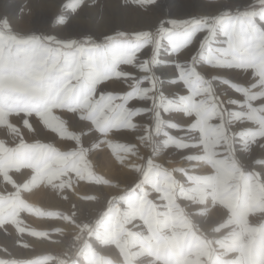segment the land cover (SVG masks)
<instances>
[{"label":"rangeland","instance_id":"1","mask_svg":"<svg viewBox=\"0 0 264 264\" xmlns=\"http://www.w3.org/2000/svg\"><path fill=\"white\" fill-rule=\"evenodd\" d=\"M5 1L0 264H264V1Z\"/></svg>","mask_w":264,"mask_h":264},{"label":"bare ground","instance_id":"2","mask_svg":"<svg viewBox=\"0 0 264 264\" xmlns=\"http://www.w3.org/2000/svg\"><path fill=\"white\" fill-rule=\"evenodd\" d=\"M264 1V0H263ZM0 2H7V1H5V0H0ZM21 7V4H14V6L12 7V10H11V16H13L15 13H17V12H19L18 11V9ZM180 8H176L173 12H171V13H167V12H164V11H162L163 13H161L159 16H155V17H153L151 20H149V21H147V22H144V23H141L142 25H143V29H150V28H152L156 23H158V22H160V19L163 17V18H165L166 20H171V21H175V20H180V19H182V18H184V17H187V16H192V15H199V14H202V13H208L209 12V9H201V8H196V7H194V6H186V5H181V6H179ZM212 14V13H211ZM138 17H136L135 19H134V16L131 18V20H135V21H141V19H140V15H137ZM215 24V23H214ZM214 24H212V25H210L209 26V30L207 31V33H209L210 32V30L212 29V27H213V25ZM155 27V26H154ZM153 27V28H154ZM205 28V27H204ZM111 27H109V28H105V29H103L102 31H101V34H104V33H106V32H110L111 31ZM203 35H204V33H200V35H198L196 38H197V41H199L200 42V40L203 38ZM194 40H196V39H194ZM154 46H155V43H154V41H152V42H150L149 43V45H148V47L143 51V56H144V58H143V61L145 62V65L146 66H150V61H151V54H152V51H153V49H154ZM142 60V59H141ZM164 60V59H163ZM162 82H164V81H162ZM164 83H167V81H165ZM163 83V84H164ZM217 84V86L221 89V90H223V88H221V85L219 84V83H216ZM219 89V90H220ZM222 92V91H221ZM148 118V117H147ZM150 118V117H149ZM149 122H151V120L149 119L148 120ZM81 123V122H80ZM78 124V122H73L72 123V125L74 126V125H77ZM78 126V125H77ZM79 126L80 127H82V123L81 124H79ZM79 127V128H80ZM244 152V151H243ZM181 155V154H180ZM177 159V158H176ZM181 159V158H180ZM141 167V166H140ZM33 188V187H32ZM25 190V192H26V195H27V192H29L30 190H33V189H29V188H25L24 189ZM100 190V189H99ZM98 190V191H99ZM100 192V191H99ZM102 192V191H101ZM30 193V192H29ZM33 193V192H32ZM28 195H30V194H28ZM31 196V195H30ZM31 198V197H30ZM198 207V206H197ZM199 209V208H198ZM196 207L194 208L193 207V211L192 212H194V214H195V216H197V218L199 219V217H201L202 216V213L200 212H197V211H200V210H198ZM202 211V210H201ZM204 215H206L205 213H203ZM210 214V213H209ZM201 220V222H203L204 223V225L205 226H208L209 225V223H210V221H211V218H210V216L208 215V216H206V217H204V218H201L200 219ZM202 223V224H203Z\"/></svg>","mask_w":264,"mask_h":264}]
</instances>
